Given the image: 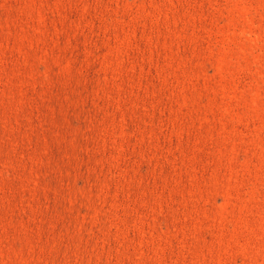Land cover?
<instances>
[{"label":"rangeland","instance_id":"obj_1","mask_svg":"<svg viewBox=\"0 0 264 264\" xmlns=\"http://www.w3.org/2000/svg\"><path fill=\"white\" fill-rule=\"evenodd\" d=\"M0 264H264V0H0Z\"/></svg>","mask_w":264,"mask_h":264}]
</instances>
